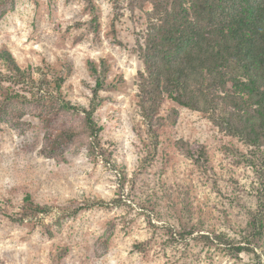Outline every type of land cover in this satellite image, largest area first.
<instances>
[{"label":"rangeland","instance_id":"1","mask_svg":"<svg viewBox=\"0 0 264 264\" xmlns=\"http://www.w3.org/2000/svg\"><path fill=\"white\" fill-rule=\"evenodd\" d=\"M156 23L150 0H14L0 18V52L62 76L72 104H91V65L104 79L94 151L83 136L51 159L39 118L0 125V264H264V228L245 239L263 149L213 114L147 101L143 50ZM26 196L49 213L32 212Z\"/></svg>","mask_w":264,"mask_h":264},{"label":"trees","instance_id":"2","mask_svg":"<svg viewBox=\"0 0 264 264\" xmlns=\"http://www.w3.org/2000/svg\"><path fill=\"white\" fill-rule=\"evenodd\" d=\"M150 1L158 23L151 26L143 50L151 85L147 101L154 106L167 96L181 107L213 114L221 129L262 147L264 158V0ZM13 5L14 0L1 3L0 18ZM91 68L96 87L86 108L63 96L62 76L22 68L10 51L0 52V125L16 126L27 115L39 118L45 125L41 153L51 159L63 157L66 146L83 136L94 151L102 131L94 111L103 102L104 79ZM119 173L127 175L123 169ZM25 202L35 214L50 211L31 196ZM263 228L264 185L246 242L259 240ZM225 249L235 256L254 253L245 247Z\"/></svg>","mask_w":264,"mask_h":264}]
</instances>
